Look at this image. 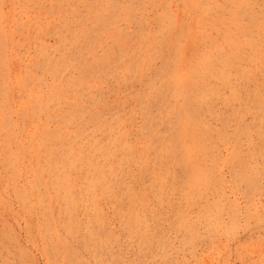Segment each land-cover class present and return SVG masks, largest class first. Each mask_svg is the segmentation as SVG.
Instances as JSON below:
<instances>
[{"label":"rangeland","instance_id":"374dc122","mask_svg":"<svg viewBox=\"0 0 264 264\" xmlns=\"http://www.w3.org/2000/svg\"><path fill=\"white\" fill-rule=\"evenodd\" d=\"M0 264H264V0H0Z\"/></svg>","mask_w":264,"mask_h":264}]
</instances>
